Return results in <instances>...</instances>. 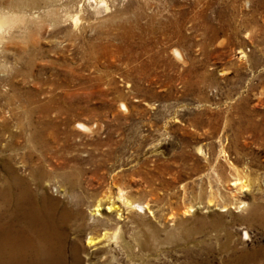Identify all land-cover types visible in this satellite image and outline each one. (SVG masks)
Segmentation results:
<instances>
[{"label":"rangeland","instance_id":"1","mask_svg":"<svg viewBox=\"0 0 264 264\" xmlns=\"http://www.w3.org/2000/svg\"><path fill=\"white\" fill-rule=\"evenodd\" d=\"M0 13L15 17L0 32V186L22 179L65 211L68 258L75 244L81 264H228L264 245L248 218L264 211V0H0ZM107 198L123 220L104 231L91 210Z\"/></svg>","mask_w":264,"mask_h":264},{"label":"bare ground","instance_id":"2","mask_svg":"<svg viewBox=\"0 0 264 264\" xmlns=\"http://www.w3.org/2000/svg\"><path fill=\"white\" fill-rule=\"evenodd\" d=\"M14 19L15 17L11 15L0 13V32L13 24L15 21ZM76 20L77 18H75L74 22H76ZM122 107L125 109L123 105ZM76 127L83 131H90V128L82 123L76 124ZM237 183L238 180H236L233 185ZM16 184L19 187L16 188V186L11 183L2 184L0 186V264H81V259L78 255L79 247L77 245H72L70 249V258L67 257L65 252V227L67 221L66 214H64L65 211L59 213V210L56 209L57 204L53 200H48L46 198L43 202H40L30 193L24 180L18 179ZM238 186L239 190L244 188L241 183H238ZM106 200L107 202L104 203L98 201L94 205L93 210H91V216H96L98 218L97 221L101 223L97 226L102 227L104 231H107L109 225L116 223V220H123L121 214L118 212L120 208L117 210L118 206H115L112 199L107 198ZM116 200L120 203V206L130 214L138 215L146 207V205L130 201L123 195L121 190H118ZM40 203H42V205H40ZM104 209L107 214L114 211L116 215L115 219H112L110 216L104 217L101 213V210ZM103 218L104 222L101 220ZM248 218L257 222V225H260L264 231V211L262 206L257 203H252L250 205ZM87 221L88 223L84 224L81 227L82 229L87 228V230H90V233L91 231L94 232L96 228L98 230L96 224L92 223L91 218H88ZM133 224L134 223L131 222L132 226ZM134 228H136V226ZM90 233H88L86 237V245L91 247L98 245V243H100V238L93 237ZM102 234H104V232ZM243 235L245 240L249 239L246 232H244ZM137 236H140V234L133 235L132 239L138 242L139 245L137 247L142 248L143 245L142 243L140 244L138 241L139 239L136 238ZM131 243L130 240L124 239L120 241L118 247L123 250V252H126L133 249ZM102 246L105 247L106 252L110 250L108 243H103L100 247ZM149 247L151 248V246ZM102 252H104V250H102ZM235 253L236 254L228 264H264V245L251 249H242ZM87 259H89V257H87ZM88 263L94 264L89 261Z\"/></svg>","mask_w":264,"mask_h":264}]
</instances>
